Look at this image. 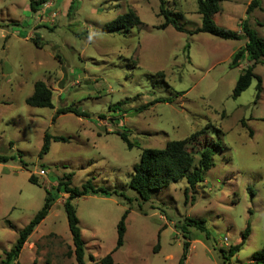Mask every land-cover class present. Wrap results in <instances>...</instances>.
Segmentation results:
<instances>
[{
	"label": "rangeland",
	"instance_id": "obj_1",
	"mask_svg": "<svg viewBox=\"0 0 264 264\" xmlns=\"http://www.w3.org/2000/svg\"><path fill=\"white\" fill-rule=\"evenodd\" d=\"M72 1L49 0L33 10L31 0H0V156L11 157L0 162V262L49 191L52 208L13 264H77L63 205L69 194L59 188L73 173L72 187L91 179L111 193L72 200L85 264H102L109 253L120 263L179 264L183 225L191 238L185 264H256L253 253L264 249V58L254 69L259 96L255 78L235 99L236 82L251 61L246 55L233 67L232 57L247 39L193 33L202 25L197 0H166L183 32L173 25L159 28L165 21L160 0H76L69 13ZM251 2L220 0L214 20L242 32L246 19L264 38V0L247 14ZM129 10L143 21L141 27L101 31ZM39 80L51 88L53 108L26 103ZM65 106L89 115L54 118ZM118 131L129 134L133 148ZM200 131L199 142L220 146L203 181L191 188L183 177L143 201L129 185L143 150ZM47 132L68 141L52 140L42 154ZM200 147L197 140L190 144V171L199 164ZM126 209L124 244L116 249ZM189 218L204 219L209 236L188 226ZM248 220V239L229 257Z\"/></svg>",
	"mask_w": 264,
	"mask_h": 264
},
{
	"label": "trees",
	"instance_id": "obj_2",
	"mask_svg": "<svg viewBox=\"0 0 264 264\" xmlns=\"http://www.w3.org/2000/svg\"><path fill=\"white\" fill-rule=\"evenodd\" d=\"M48 1L49 0H31L30 7L33 10H38L39 8L46 5ZM197 2L198 12L202 15V25L193 33L205 32L223 39L231 40H242L244 38L247 39V43L239 48L232 57L233 67L238 65V62L246 55L249 56L251 61V64L248 65L240 74L233 90V97L235 99L238 98L245 90L250 87L252 81L255 78L258 80L256 89L258 91L257 96H259L262 88L261 79L255 74L254 69L258 63L263 61L264 58V38L261 37L254 28L250 27L246 19L242 21V32L219 26L214 20V16L220 11V0H197ZM258 6H260V0H252V2L247 7L246 13L249 14L254 8ZM75 8L76 0H73L69 8V13H72ZM159 15H163L165 17V21L159 25V28H166L169 25H173L178 31H184V27L180 24L179 18L172 14V11L167 7L166 0H160ZM142 25L143 21L140 19L137 13L134 10H129L127 13L121 14L114 20L106 23L102 27L101 31L106 33H123L128 32L130 28L135 26L141 27ZM35 42L38 43L37 40ZM187 47H189V45H187ZM52 96L53 94L51 88H49V86L44 81L39 80L34 84V92L26 99V103L35 107L53 108L54 104ZM157 101L158 100L155 102ZM155 102H151L150 105L154 104ZM120 104L121 103H118L115 106L118 107ZM67 113H73L80 117L89 115L87 112L76 107L65 106L57 109L54 118L60 116L61 114ZM201 132L202 131L196 132L185 139L169 141L166 143L164 148H146L143 150L141 160L139 163L135 164L134 172L129 182L130 187L138 192L143 201H149L155 192L161 191L163 188L169 186L173 182L179 181L183 177L187 178L191 188L203 181L205 173L214 166V149L220 146L216 141L211 144L213 146H210L209 143L205 145L201 141L199 142L198 138ZM117 133L127 143L129 148L134 147V143L130 140L129 134L126 131H118ZM52 140L68 141V139L64 136L52 135L51 133L47 132L45 134L44 143L41 150L42 154L49 152ZM196 140L198 141L199 145H201L200 150L197 151L198 153L200 152V159L198 166L193 171H190L195 162V154L190 148V144L192 141L195 142ZM10 159L11 157L8 156H0V162H7ZM73 175V173H69L64 176L59 182V188L63 187L65 192L69 194L63 205L67 213L68 224L72 234L77 264H85L84 257L86 245L83 239L82 230L80 228V220L77 215V210L72 200L90 193L101 195H107L111 193L103 187L98 188L94 186L91 179L87 180L81 188L76 186L72 187L71 178ZM29 180L32 183L38 184V180L35 176H30ZM185 194L187 200L189 198L188 190H186ZM54 199L55 198L50 194V192L46 191L43 206L34 215L30 222L19 231V235L15 244L9 251L5 252V257L1 260L0 264H13V262L19 258L29 236L48 216ZM192 200H194V198ZM129 212V209L125 210L117 225L118 239L116 249H119L124 244L126 218ZM187 221L188 226H195L201 232H205L209 236L204 219L189 218ZM181 230L183 233H185V241L183 244V253L179 260V264H185L186 260L188 259L191 238L188 236L189 234L186 225H183ZM250 232L251 222L248 220L247 226L242 233V241L229 249V257L235 255L241 250L242 246L248 239ZM159 245L160 236L158 244L154 248L155 251H157ZM93 257V255L90 256V258ZM252 257L256 264H264V249L254 252ZM101 262L102 264H128L116 262L112 256V253L107 254L101 260Z\"/></svg>",
	"mask_w": 264,
	"mask_h": 264
},
{
	"label": "built area",
	"instance_id": "obj_3",
	"mask_svg": "<svg viewBox=\"0 0 264 264\" xmlns=\"http://www.w3.org/2000/svg\"><path fill=\"white\" fill-rule=\"evenodd\" d=\"M42 174H45L44 170L41 171Z\"/></svg>",
	"mask_w": 264,
	"mask_h": 264
}]
</instances>
